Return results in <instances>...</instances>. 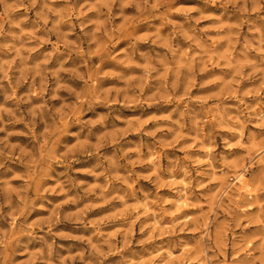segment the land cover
Listing matches in <instances>:
<instances>
[{
    "label": "clouds",
    "instance_id": "obj_1",
    "mask_svg": "<svg viewBox=\"0 0 264 264\" xmlns=\"http://www.w3.org/2000/svg\"><path fill=\"white\" fill-rule=\"evenodd\" d=\"M0 264H264V0H0Z\"/></svg>",
    "mask_w": 264,
    "mask_h": 264
}]
</instances>
